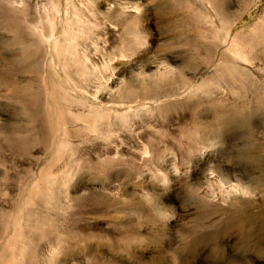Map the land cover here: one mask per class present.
I'll use <instances>...</instances> for the list:
<instances>
[{
    "label": "rangeland",
    "instance_id": "374dc122",
    "mask_svg": "<svg viewBox=\"0 0 264 264\" xmlns=\"http://www.w3.org/2000/svg\"><path fill=\"white\" fill-rule=\"evenodd\" d=\"M15 3L0 5V214L30 177L7 145L11 127L32 122L12 93L29 94L51 67L45 0ZM71 13L81 60L66 69L56 61L60 78L111 92L96 101L127 112L123 125L109 122L114 131L80 143L78 165L100 157L110 171L70 175L63 188L72 202L64 217L51 214L91 241L45 247V256L53 264H264V221L249 219L264 208V0H88L86 13ZM231 42L243 53L226 51ZM224 63L238 69L219 80ZM228 108L237 115L223 125L218 114ZM214 128L221 133L206 152H182ZM208 164L216 171L207 185ZM218 171L238 175L244 192L222 193Z\"/></svg>",
    "mask_w": 264,
    "mask_h": 264
},
{
    "label": "bare ground",
    "instance_id": "6f19581e",
    "mask_svg": "<svg viewBox=\"0 0 264 264\" xmlns=\"http://www.w3.org/2000/svg\"><path fill=\"white\" fill-rule=\"evenodd\" d=\"M16 1L11 0V3ZM4 2H1V8ZM5 4L7 5V3ZM44 5L47 6V9L45 8L47 13L49 15L52 14V18H48L49 32L42 35L43 38H41L47 46V58L51 67L46 76L35 75V80L38 82L35 83V87L29 94L22 90L20 92L18 89H15L12 93L14 97L19 99L22 104L21 107L25 110V113L30 115L32 122L27 125L11 127L7 145L11 150L17 151L20 156L22 155L21 161L28 164L25 169V175L30 174V177H28L29 179L26 183L23 182L20 197L13 202L7 201V203L11 204L9 206L10 210L0 214V236H5L0 245V264H53L52 258L45 256V247L55 253L57 248H60L65 242L69 243L70 246L78 247H82L81 241H85L86 245L89 243L90 236L67 229L63 221L65 218L59 220L58 223L54 222L51 214L55 216L61 215L64 213V209L70 205L69 202H72L64 194L66 190L63 188L64 185L66 186L70 175H75L81 169L94 173L110 171L109 168L111 167L109 166L110 164L108 165V161H104L100 157L94 159L91 156L88 160H84L82 167L78 165L81 164L80 160H77V156L81 155L79 154L81 153V151L79 152L81 150L80 143L85 144V138H90L92 135L101 137L105 133L109 134L114 131V126L109 124V122H112L115 127L119 126L124 122L125 112H127L126 109L117 110L118 107L114 104L112 106L110 104H99L96 99L100 97L109 98L112 93L109 91L90 90L87 87L88 84L86 85L73 79L70 80V73L69 75L64 73L65 78L62 79L63 77L60 78L58 73V71L62 72V70L55 66L56 61H59L64 64V69H66L68 64L78 63L81 60L75 33L73 34L75 25L73 26L72 24L76 23H72L74 20H72V16L70 17V13L79 10L82 13H86L88 0H45ZM6 7L3 6L7 12ZM22 8L24 9V7ZM22 8H17V12ZM23 9L22 12L19 11L21 12V14L18 13L19 15L24 13ZM26 9H28V5ZM26 12L25 10V14ZM15 13L13 12V14ZM48 20H45L46 23ZM83 23L85 24V22ZM78 29L79 31L82 30ZM42 32L40 33L42 34ZM85 34L87 37V32ZM76 35L78 34L76 33ZM84 40L87 41V38ZM239 49L234 42H231L226 51L239 56L243 53ZM236 69H238L236 66L224 63L220 65L215 78L221 80L228 73L234 75ZM30 86L25 85L23 89L26 90ZM232 115H237L236 110L229 111L228 108L218 114V119L220 123L222 122L223 125H226L232 120ZM220 133L218 128L209 130L202 134L201 137H193L188 147L181 150L183 153L187 149L190 152L191 150L206 152L209 149L210 139L217 137ZM93 147L94 145H90L89 148L85 146L84 149L91 150ZM245 154L243 152L240 153L242 156ZM252 156V154L247 155V157ZM75 161L78 166L74 163ZM254 164L249 166L251 170L262 171V165ZM209 169L216 171L211 167V164H208L206 169L204 167L200 171V176L203 178L202 182L207 185L210 182ZM217 173L218 186L222 193H228L234 188L244 192L243 185L241 186L240 184L242 183L240 182L241 178L239 179L238 175H234L233 179H230V176L224 172L218 171ZM73 201L77 202V200ZM78 203L80 202L78 201ZM251 211L249 214L250 221L254 223L264 221V208ZM62 215L63 217L65 216V214Z\"/></svg>",
    "mask_w": 264,
    "mask_h": 264
}]
</instances>
